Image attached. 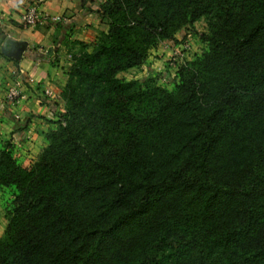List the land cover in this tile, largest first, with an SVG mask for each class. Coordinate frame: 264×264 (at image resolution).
Instances as JSON below:
<instances>
[{
    "label": "trees",
    "instance_id": "1",
    "mask_svg": "<svg viewBox=\"0 0 264 264\" xmlns=\"http://www.w3.org/2000/svg\"><path fill=\"white\" fill-rule=\"evenodd\" d=\"M93 8L108 29L69 51L47 145L30 167L0 150V264H264V0ZM202 19L173 90L118 78Z\"/></svg>",
    "mask_w": 264,
    "mask_h": 264
},
{
    "label": "crops",
    "instance_id": "2",
    "mask_svg": "<svg viewBox=\"0 0 264 264\" xmlns=\"http://www.w3.org/2000/svg\"><path fill=\"white\" fill-rule=\"evenodd\" d=\"M99 2L101 0H0L1 141H12L16 147L42 143V132L55 122V111L64 107L63 101L55 98L66 84V71L71 66L69 51L76 52L79 43H93L100 32H106L105 22L88 12ZM35 4L46 18L36 27L25 29L20 26V16ZM55 18L64 22H56ZM10 42L18 45L11 47ZM19 49L22 51L18 59L10 56L12 50ZM14 85L18 86L20 99L10 105L5 96ZM41 126L42 129L38 128ZM3 216L0 208V238ZM6 224L7 221L3 227Z\"/></svg>",
    "mask_w": 264,
    "mask_h": 264
},
{
    "label": "rangeland",
    "instance_id": "3",
    "mask_svg": "<svg viewBox=\"0 0 264 264\" xmlns=\"http://www.w3.org/2000/svg\"><path fill=\"white\" fill-rule=\"evenodd\" d=\"M107 29L108 28L105 30L107 31ZM99 34L97 35V38ZM208 34L209 29L206 21L203 19L199 20L195 24L186 27V29L182 31L181 34L176 36L179 42L178 45L169 46L164 43H160L157 45V47L155 46V48L151 50L149 58L141 68L122 73L118 76V78L129 81L139 80L141 82H145L146 80L152 78L151 80H154L158 85L166 88L167 90H173L175 83L173 77L176 73V68L179 66H177V63L181 58L185 60H192L194 58L200 57L207 50V43L203 38ZM182 36L186 37L183 39ZM95 43L96 41L94 40L93 43L88 44L87 50L90 51ZM55 100L63 101L61 94L58 98H55ZM59 110L55 111L54 113L55 122L59 121V114L62 112V110ZM55 122L48 124L46 130L42 132L43 134L40 136L42 143L37 141L36 143L31 142V145L23 144L24 147H16L12 141L10 143V141L3 139V141L0 140V150H3V148H8L6 143H9L12 147L9 149L16 161L24 167H30V165L37 159L43 148H45L47 145L45 134L48 131L56 128ZM38 128L42 129L43 127L41 126ZM0 139H2V137H0ZM20 150H22V152ZM26 154H28L31 158L26 157ZM16 194L17 193L13 188H0V208L4 215L1 222L2 227L5 221H7L8 224V216L12 210V202ZM2 227L1 231L4 233L6 227H3L4 230Z\"/></svg>",
    "mask_w": 264,
    "mask_h": 264
},
{
    "label": "built area",
    "instance_id": "4",
    "mask_svg": "<svg viewBox=\"0 0 264 264\" xmlns=\"http://www.w3.org/2000/svg\"><path fill=\"white\" fill-rule=\"evenodd\" d=\"M46 18V15L41 12L38 8V5H31L29 6L25 12L20 16V26L27 29V28H34L42 20ZM54 21L56 22H64L61 18H55ZM20 99V92L18 90V86H12L6 93L5 100L10 105H15L18 100Z\"/></svg>",
    "mask_w": 264,
    "mask_h": 264
},
{
    "label": "water",
    "instance_id": "5",
    "mask_svg": "<svg viewBox=\"0 0 264 264\" xmlns=\"http://www.w3.org/2000/svg\"><path fill=\"white\" fill-rule=\"evenodd\" d=\"M9 45L11 46V47H13L14 45L16 46V45H18L17 43H14V42H10L9 43ZM11 49H13V48H11ZM15 51V52H14ZM12 50V53H10V56H12L13 58H19V55H20V52L22 51L21 49H19V50Z\"/></svg>",
    "mask_w": 264,
    "mask_h": 264
}]
</instances>
